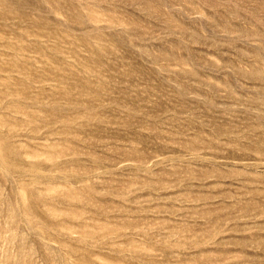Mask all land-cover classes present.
Here are the masks:
<instances>
[{
  "label": "rangeland",
  "instance_id": "1",
  "mask_svg": "<svg viewBox=\"0 0 264 264\" xmlns=\"http://www.w3.org/2000/svg\"><path fill=\"white\" fill-rule=\"evenodd\" d=\"M0 264H264V0H0Z\"/></svg>",
  "mask_w": 264,
  "mask_h": 264
}]
</instances>
